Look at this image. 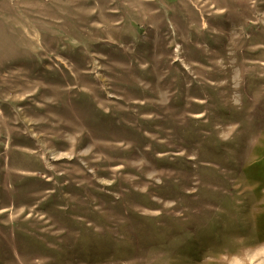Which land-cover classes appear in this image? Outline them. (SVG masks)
I'll return each mask as SVG.
<instances>
[{"label": "rangeland", "instance_id": "rangeland-1", "mask_svg": "<svg viewBox=\"0 0 264 264\" xmlns=\"http://www.w3.org/2000/svg\"><path fill=\"white\" fill-rule=\"evenodd\" d=\"M0 264H264V0H0Z\"/></svg>", "mask_w": 264, "mask_h": 264}]
</instances>
